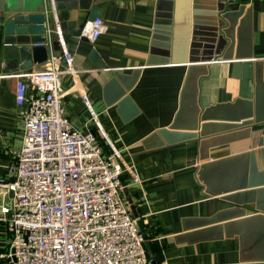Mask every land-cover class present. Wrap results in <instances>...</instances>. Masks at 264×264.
Returning a JSON list of instances; mask_svg holds the SVG:
<instances>
[{
  "label": "crops",
  "instance_id": "crops-1",
  "mask_svg": "<svg viewBox=\"0 0 264 264\" xmlns=\"http://www.w3.org/2000/svg\"><path fill=\"white\" fill-rule=\"evenodd\" d=\"M184 1L98 0L95 4L105 26L95 41L71 32L90 15V9L80 7L78 0L69 4L67 0H0V22L31 6L33 11L44 10L56 27L64 28L65 32H60L63 43L74 54L78 70L60 77L66 90L65 114L80 130L95 132L91 106L109 140L139 177L135 180L128 172L123 174L133 200L130 209L142 220L158 264H264V260L241 252L237 235H192L189 231L194 229H185L195 217L211 216L230 206L204 193L198 165L257 149L260 131L250 138L210 147L204 157H199L196 140L158 148H147L144 143L174 120L189 64L205 63L209 68L200 86L203 106L252 98L256 73L262 70L264 78V0L210 1L225 2L230 9L245 5L240 19L246 15L247 20L236 31L239 40L231 58H226L225 50L217 52L214 44L192 39L195 8L192 0ZM203 17L208 22L209 15ZM49 53V59L57 58L59 68L66 66L62 55H53L51 49ZM22 56L25 60V54ZM20 59L0 57V179L10 177L24 141V119L16 101L17 79L11 74L46 63L16 69L15 61ZM29 91H33L31 84ZM259 165L264 169L261 157ZM2 191L0 187V206L4 202ZM10 237L0 222V253L9 246ZM0 264H4L1 258Z\"/></svg>",
  "mask_w": 264,
  "mask_h": 264
},
{
  "label": "built area",
  "instance_id": "built-area-1",
  "mask_svg": "<svg viewBox=\"0 0 264 264\" xmlns=\"http://www.w3.org/2000/svg\"><path fill=\"white\" fill-rule=\"evenodd\" d=\"M104 26L101 17L88 19L81 35L95 41ZM62 44L64 68L53 57L11 74L24 141L10 177L0 179V222L11 236L0 258L4 264H152L122 183L124 172L139 177L91 106L95 132L80 130L65 114L60 77L78 70Z\"/></svg>",
  "mask_w": 264,
  "mask_h": 264
},
{
  "label": "water",
  "instance_id": "water-1",
  "mask_svg": "<svg viewBox=\"0 0 264 264\" xmlns=\"http://www.w3.org/2000/svg\"><path fill=\"white\" fill-rule=\"evenodd\" d=\"M67 1L69 4L72 0ZM96 1L98 0H78L80 7L90 9L89 20L101 14V10L95 4ZM177 1L183 4L185 2ZM200 1L192 0L195 8L194 18L191 19L192 39L214 44L217 52L225 50L226 58H231L238 39L236 31H239L240 23L244 26L247 20L246 15L240 19L245 12V5L238 9H230L225 2L216 4L210 2L211 0L206 3ZM205 15L210 17L208 22L202 19ZM84 22L71 32L88 39L87 36L81 35ZM58 28L44 10L33 11L31 6H25L23 10H18L0 22V57L3 55L5 58L20 59L25 54V60L15 61L18 69L47 62L50 49L53 55L61 56L60 32L61 29L63 33L65 31L62 27L58 31ZM208 73L209 68L205 63L189 64L180 107L174 120L168 127L149 135L144 143L147 148H158L196 140L199 144V157H204L210 147L250 138L255 132L260 131L257 149H249L215 160L210 159L198 165L197 176L204 187V193L218 197L230 206L211 216L195 217L194 223L187 225L185 229H194L189 231L192 235L212 232L215 237L220 238L237 235L241 252L252 254L254 259L264 260V182L259 180L264 175V169L259 165V157L264 161L263 73L262 70L256 73L255 93L252 98L237 97L231 101L203 106L200 100V86L202 78ZM255 127L258 129H254ZM122 183L124 193L129 203H132L131 194L123 179ZM248 208L253 212L248 213ZM138 224L144 234V245L151 263L158 264L157 255L151 247L141 219H138Z\"/></svg>",
  "mask_w": 264,
  "mask_h": 264
},
{
  "label": "rangeland",
  "instance_id": "rangeland-1",
  "mask_svg": "<svg viewBox=\"0 0 264 264\" xmlns=\"http://www.w3.org/2000/svg\"><path fill=\"white\" fill-rule=\"evenodd\" d=\"M259 180L264 182V175H263V176H261V177L259 178ZM244 206H246V205H244ZM248 210H251V209H250V208H248Z\"/></svg>",
  "mask_w": 264,
  "mask_h": 264
},
{
  "label": "trees",
  "instance_id": "trees-1",
  "mask_svg": "<svg viewBox=\"0 0 264 264\" xmlns=\"http://www.w3.org/2000/svg\"><path fill=\"white\" fill-rule=\"evenodd\" d=\"M99 140L101 141L102 145H103L104 147H106V146H105V142L102 140V138L99 137Z\"/></svg>",
  "mask_w": 264,
  "mask_h": 264
}]
</instances>
